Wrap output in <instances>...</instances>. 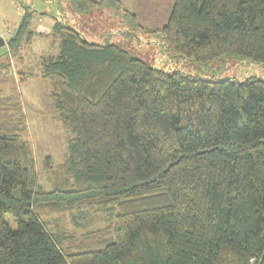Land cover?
Returning <instances> with one entry per match:
<instances>
[{"label": "trees", "instance_id": "obj_1", "mask_svg": "<svg viewBox=\"0 0 264 264\" xmlns=\"http://www.w3.org/2000/svg\"><path fill=\"white\" fill-rule=\"evenodd\" d=\"M43 1L58 14L17 0L7 48L16 58L36 16L55 20L40 75L72 139L65 162L39 166L21 104L0 97V264H264V80L169 74L70 18L143 29L120 0ZM157 31L169 58L264 65V0H176ZM82 205L109 206L110 222L70 231Z\"/></svg>", "mask_w": 264, "mask_h": 264}, {"label": "rangeland", "instance_id": "obj_2", "mask_svg": "<svg viewBox=\"0 0 264 264\" xmlns=\"http://www.w3.org/2000/svg\"><path fill=\"white\" fill-rule=\"evenodd\" d=\"M124 1L129 10L137 13L143 29L129 26L127 23L120 28L119 22L115 24L111 17L99 14L94 19L95 27L93 26L91 30L85 29L88 31L85 34L89 41L101 44L111 41L142 59L149 67L158 68L169 74L180 72L215 81L229 78L241 81L264 80V65L251 59L225 56L206 64H199L185 55L169 58L162 34L157 30L167 23L176 0ZM27 2L32 3L39 12L50 11L58 14L57 2L52 4H47L43 0H27ZM67 10L72 11L69 7ZM22 13L23 9L17 0H0V37H3L6 43L18 27ZM70 16L71 19L73 16L76 18L72 12ZM38 19L35 17L33 23L32 30L35 33L31 44L25 47L19 56L13 58L9 54L7 44L0 48V62L5 64L0 69V97H10L12 103L21 104L27 126L24 137L32 143L36 161L41 166L47 156H52L58 164L66 161L72 134L62 125L55 99L50 96L51 87L40 75L41 58L51 54L57 55L60 43L52 36V30L39 28ZM121 30L130 32L120 33ZM44 181L42 178L41 182ZM45 188L48 189V186ZM95 215H98L99 219H96ZM70 217L67 216L65 219L66 228L75 234H80L107 226L112 217V210L109 206H105L95 214L91 213L86 205H82L75 210L73 221ZM5 220L12 229L18 228L17 220L11 214H6Z\"/></svg>", "mask_w": 264, "mask_h": 264}, {"label": "crops", "instance_id": "obj_3", "mask_svg": "<svg viewBox=\"0 0 264 264\" xmlns=\"http://www.w3.org/2000/svg\"><path fill=\"white\" fill-rule=\"evenodd\" d=\"M121 2H122V4H123V6L127 9V10H129L128 8H127V6H126V3H125V1L124 0H120ZM129 11H131V10H129ZM131 12H133V11H131ZM135 13V12H134ZM137 14V13H136ZM36 17H38L39 19V22H40V24H39V28L41 27H43V29H50V30H52V28L54 27V25H55V20L54 19H52L51 17H42V16H36ZM86 20V21H85ZM92 19H86L85 17H83V16H78V17H76V18H74V21H75V23L76 24H79V25H85L86 26V28H87V30H90L91 29V25H89V26H87V24H89L90 23V21H91Z\"/></svg>", "mask_w": 264, "mask_h": 264}, {"label": "water", "instance_id": "obj_4", "mask_svg": "<svg viewBox=\"0 0 264 264\" xmlns=\"http://www.w3.org/2000/svg\"><path fill=\"white\" fill-rule=\"evenodd\" d=\"M6 44V40L3 37H0V48L4 47Z\"/></svg>", "mask_w": 264, "mask_h": 264}]
</instances>
